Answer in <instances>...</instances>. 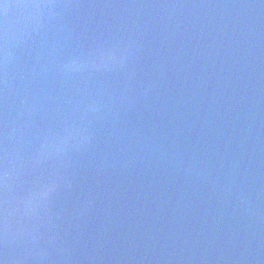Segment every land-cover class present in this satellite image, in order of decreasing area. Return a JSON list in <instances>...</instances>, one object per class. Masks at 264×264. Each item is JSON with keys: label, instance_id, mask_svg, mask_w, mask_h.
I'll return each instance as SVG.
<instances>
[{"label": "water", "instance_id": "1", "mask_svg": "<svg viewBox=\"0 0 264 264\" xmlns=\"http://www.w3.org/2000/svg\"><path fill=\"white\" fill-rule=\"evenodd\" d=\"M0 195L9 264H264V0H13Z\"/></svg>", "mask_w": 264, "mask_h": 264}, {"label": "clouds", "instance_id": "2", "mask_svg": "<svg viewBox=\"0 0 264 264\" xmlns=\"http://www.w3.org/2000/svg\"><path fill=\"white\" fill-rule=\"evenodd\" d=\"M44 5L40 4V3H35V4H32V5H18V7H32V8H35V9H40L41 7H43ZM12 7H8L6 9V15L8 14L9 10L11 9ZM6 33H7V25L5 24V38H6ZM5 55H7V53H5ZM110 59H114V56H110L109 57ZM67 67V66H66ZM80 68L84 67V65H79ZM89 111H95V107L94 106H90ZM66 132V135L63 136V137H60L58 138L59 140V143H53L51 145V150L53 151H59L61 150V145L63 144H66L67 143V140H68V137L69 135H71L72 133V129H71V126L69 128H67L65 130ZM85 139H89L90 137L85 135L84 137ZM45 150H48L47 147L45 146ZM9 175L7 169L5 168V170L3 171V177L6 179L7 176ZM52 185H54V190L56 188V184L53 183ZM49 191V186L48 185H44L40 188V190L36 193V197H39L40 199H46L48 198L51 193L54 191ZM7 204H8V201H7V197L5 196L4 199H3V214H4V221H5V227H4V239H3V255H4V258H2V264H9V257L7 255V249H8V244H9V233H8V207H7ZM26 207H29L31 211H35V208L32 207V199H29L28 201H26Z\"/></svg>", "mask_w": 264, "mask_h": 264}, {"label": "snow or ice", "instance_id": "3", "mask_svg": "<svg viewBox=\"0 0 264 264\" xmlns=\"http://www.w3.org/2000/svg\"><path fill=\"white\" fill-rule=\"evenodd\" d=\"M8 7H13V0H0V16L6 15V9ZM54 187V185L49 186V191L54 190ZM4 227L3 197L0 195V254L3 253ZM0 264H2V258H0Z\"/></svg>", "mask_w": 264, "mask_h": 264}]
</instances>
